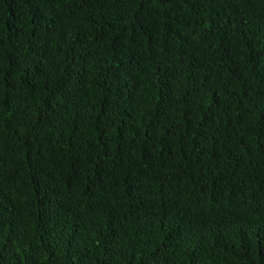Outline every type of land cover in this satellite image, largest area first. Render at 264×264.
Returning <instances> with one entry per match:
<instances>
[{"label":"trees","instance_id":"16d2710c","mask_svg":"<svg viewBox=\"0 0 264 264\" xmlns=\"http://www.w3.org/2000/svg\"><path fill=\"white\" fill-rule=\"evenodd\" d=\"M0 264H264V0H0Z\"/></svg>","mask_w":264,"mask_h":264}]
</instances>
